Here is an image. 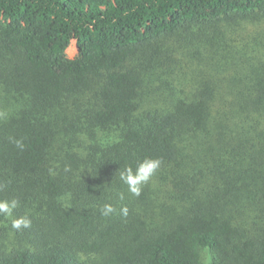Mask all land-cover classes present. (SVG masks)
Instances as JSON below:
<instances>
[{
	"label": "trees",
	"instance_id": "obj_1",
	"mask_svg": "<svg viewBox=\"0 0 264 264\" xmlns=\"http://www.w3.org/2000/svg\"><path fill=\"white\" fill-rule=\"evenodd\" d=\"M0 199V264H264V0H0Z\"/></svg>",
	"mask_w": 264,
	"mask_h": 264
},
{
	"label": "clouds",
	"instance_id": "obj_2",
	"mask_svg": "<svg viewBox=\"0 0 264 264\" xmlns=\"http://www.w3.org/2000/svg\"><path fill=\"white\" fill-rule=\"evenodd\" d=\"M16 146L23 148L22 141H14ZM162 160L160 158H145L139 161L135 168L126 166L119 173V179L127 185L128 191L134 195L139 196L142 188L146 185L161 167ZM123 198V197H121ZM19 201L16 199H0V216L11 219V228L16 231L27 229L31 226V219L26 215L14 217L13 212L18 207ZM116 212V208L111 203H105L100 213L102 216L108 217ZM123 216H127L128 209L123 207L120 209Z\"/></svg>",
	"mask_w": 264,
	"mask_h": 264
},
{
	"label": "rangeland",
	"instance_id": "obj_3",
	"mask_svg": "<svg viewBox=\"0 0 264 264\" xmlns=\"http://www.w3.org/2000/svg\"><path fill=\"white\" fill-rule=\"evenodd\" d=\"M78 51H77V47H76V44L75 42H73L71 44V46L69 47L68 49V55L71 57V58H74L76 55H77Z\"/></svg>",
	"mask_w": 264,
	"mask_h": 264
}]
</instances>
